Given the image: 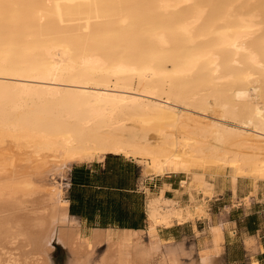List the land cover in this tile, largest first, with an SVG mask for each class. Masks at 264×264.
Here are the masks:
<instances>
[{"label": "bare ground", "instance_id": "bare-ground-1", "mask_svg": "<svg viewBox=\"0 0 264 264\" xmlns=\"http://www.w3.org/2000/svg\"><path fill=\"white\" fill-rule=\"evenodd\" d=\"M107 152L184 173L208 197L218 173L264 180V0H0V264H51L53 240L71 264L102 242L97 264H217L216 225L187 263L157 234L205 216V200L160 190L146 241L85 232L61 189H38L27 170L60 175Z\"/></svg>", "mask_w": 264, "mask_h": 264}, {"label": "crops", "instance_id": "crops-1", "mask_svg": "<svg viewBox=\"0 0 264 264\" xmlns=\"http://www.w3.org/2000/svg\"><path fill=\"white\" fill-rule=\"evenodd\" d=\"M66 172V211L82 231L144 232L148 225L147 200L159 196L162 190L164 199L179 204L206 202L205 216L157 228L162 240H181L186 228L197 250L211 246L207 227L216 225L221 231L217 262L220 256L228 264L243 259L250 264L251 258L264 264V180L255 184L250 178L238 177L233 182L228 174L218 173L211 179L212 193L208 197L184 173L147 172L143 162L111 152L92 161L73 162Z\"/></svg>", "mask_w": 264, "mask_h": 264}, {"label": "rangeland", "instance_id": "rangeland-1", "mask_svg": "<svg viewBox=\"0 0 264 264\" xmlns=\"http://www.w3.org/2000/svg\"><path fill=\"white\" fill-rule=\"evenodd\" d=\"M42 165H39L37 167H29V171L33 172V170L37 172H33L31 174V178L33 182L36 184V187L38 189L42 190H54L56 187H59L61 189V197L62 199H65V189H66V171H61L62 174H54L52 172L44 173L40 170ZM33 168V169H32ZM228 174V173H226ZM228 176H230L228 174ZM251 179V178H250ZM194 184V182H192ZM158 229H161L162 227L159 226L157 227ZM141 237L144 241H146V235L144 232H142ZM161 239V238H160ZM163 245L165 246L164 249L168 250L171 247H178L181 245L183 251L187 256H184L182 258V261L184 263H187L189 261H196L197 258V250L194 247L192 236L190 232L185 228V235L184 238L181 240H176V241H167V240H162ZM52 249L49 252V258L51 264H71L72 263V256L70 251L66 246H63L59 241L53 240L52 242ZM95 247V248H94ZM92 248V251L90 252V256L88 258V264H97L99 261V258L101 257L102 253L105 250V243H97L95 244ZM172 255H165V256H157L154 257L153 259L149 260L147 264H169L171 263ZM193 258V259H192ZM218 262L217 264H228L222 261L221 257L218 256ZM163 259V261H162ZM168 260V261H167ZM168 262V263H167ZM250 264H257V260L254 258H251ZM215 263H216V257H215ZM238 264H247V260L243 259L240 263Z\"/></svg>", "mask_w": 264, "mask_h": 264}]
</instances>
